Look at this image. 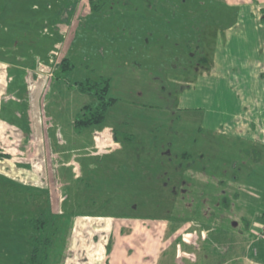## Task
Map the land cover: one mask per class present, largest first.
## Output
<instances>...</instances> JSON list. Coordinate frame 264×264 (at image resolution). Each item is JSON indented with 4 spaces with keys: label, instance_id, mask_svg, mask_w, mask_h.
I'll return each instance as SVG.
<instances>
[{
    "label": "rangeland",
    "instance_id": "374dc122",
    "mask_svg": "<svg viewBox=\"0 0 264 264\" xmlns=\"http://www.w3.org/2000/svg\"><path fill=\"white\" fill-rule=\"evenodd\" d=\"M96 1H104L99 10L91 9L89 0H63L78 10L73 21L63 18L61 22L72 26L68 33L57 32L58 23L47 16L44 33L40 26V32L28 34L30 40L39 41V49H31V53H40L37 62L47 65L54 74L46 76L44 83L40 81L41 102L35 113L31 97L37 81L26 84L30 98L29 117L25 115L30 124V176L13 175V180L0 177V264H20L29 256L33 231L30 224L20 220L22 210L26 211L19 208L26 201L29 206L24 217L43 213L49 220L41 232L53 238L46 264H101L104 253L114 248L115 238L123 236L120 228L131 224L128 217L136 218L131 220L136 224L135 233L149 234L159 244L161 234L173 233L175 229L171 228H180L185 222H193L200 231L208 228L202 229L196 218L233 220L237 226L229 227L238 231L242 229L241 216L254 223L256 215L261 214L255 235L251 230L246 236L252 239V247L264 250V233L257 236L264 222V143L221 132L214 125L224 108L234 111L240 107L241 117L247 119L250 110L240 103L264 100L257 92L264 89V50L250 49L253 41L244 40L246 26L239 13L244 8L240 6L251 0ZM51 5L50 15L56 8L54 0ZM18 9L23 16L21 20L13 18L17 21L11 24L13 27L39 26L31 1H21ZM255 20L258 25L264 24L260 17ZM237 26L241 32L231 33L235 49L231 56H256L255 63L247 64L250 59L242 58L246 66H240L235 77L234 68L226 72L224 81L217 80L215 65L209 66L202 73L209 76L187 81L188 88L179 96L183 86L179 79L192 75L188 63L196 60L190 53L195 51L196 55V47H203L210 60L219 48L231 43L219 41V33L228 38L230 28ZM52 37L56 42L60 39L59 46L50 44ZM63 57H68L71 64L66 70L60 68ZM103 78L108 79L107 97L115 100L102 123L77 130L74 120L85 104L96 100L80 92L75 83ZM249 90H255V94L250 96ZM257 115L260 117L255 119L263 127L264 110ZM37 121L42 122L43 136L35 134ZM258 125L252 130L250 124L244 125L242 135L250 130L261 135ZM166 140L173 142V152H179L185 141L191 156L184 166L193 162V170L204 172L197 173L201 179L196 176L193 180L191 198H198L206 180L213 185L222 182L216 194L220 195L221 210L216 211L214 206L208 209L201 198L197 200L199 205L195 200L188 208L184 204L189 200L181 199L180 192L174 204L172 199L167 201L172 194L162 185L166 168L159 164L158 156ZM196 153L202 157L194 160ZM233 157L238 167L231 162L228 168ZM224 201L234 211L226 208ZM85 213L88 218L81 219ZM71 214L79 220L76 227ZM166 246L164 242L162 247Z\"/></svg>",
    "mask_w": 264,
    "mask_h": 264
},
{
    "label": "crops",
    "instance_id": "0c3cea01",
    "mask_svg": "<svg viewBox=\"0 0 264 264\" xmlns=\"http://www.w3.org/2000/svg\"><path fill=\"white\" fill-rule=\"evenodd\" d=\"M21 1L24 0H0V153L4 155L0 157V166L5 165V168H0V177H5L7 179H12L13 175L26 179H29L30 176L28 158L31 153L27 146L30 140V124L27 118L29 117L30 111V98L25 92L26 84L28 81L30 83L32 81H37V87H35L34 94L31 97L32 112L35 113L39 110L38 107H40L41 102L40 81L44 83L47 79L46 76H53L54 74V70L52 71L47 65L37 62V59H40V53H31V49H39V41L30 40L28 34L31 32H40V26H43L42 30H44V33L47 16H51L49 18L51 22L53 20L58 23V25H56L57 32L68 33L71 31L72 26H63L61 22L63 18L64 20H69V22L73 21L78 11L76 7L63 3V0H54L56 8L52 11V15H50L49 12H51L52 0H26L31 1L32 12H34V16H37V22L40 20L39 26L30 27L28 24L26 26L19 24L15 28L12 25H15L17 21L13 18L18 17L19 20H21L20 18L23 16V14H21L22 11L18 9ZM47 6L49 8H47ZM240 7H244L239 12L241 22L246 26V31L242 34L244 40L247 41L248 38L253 41V45H250V49L264 50V24L258 25L255 20V17L258 19L260 17L264 23V0L247 1ZM248 7L250 8L248 9ZM47 9H49L48 13ZM27 16L29 17V14H27L26 17ZM237 27L236 29L230 28V35L228 38L224 33H219L217 39L226 43L231 42V33L241 32V27ZM259 30H261L260 33H262V36L259 35ZM4 34L7 37H5ZM57 38L52 37L50 44L55 45L57 43L59 46L61 41L59 39L56 42ZM260 43L263 44L258 45ZM229 45L219 48L217 52L214 53L212 59L215 65L214 74H217V80L219 81L226 80L224 74L227 77L226 72H229L233 68L235 70H232L234 74L232 77L237 76L239 74L237 69H240V66H246V64L243 63L246 61H242V58L250 59V63L247 64H252L256 61L254 59L256 56L250 57L248 54L239 58L235 57L236 54H234V57L231 56V51L234 52L235 49L232 42L229 43ZM227 51H230V53H226ZM36 64L37 67L31 69V67ZM226 65H230L231 67L226 69V67H223ZM259 77L261 78V75H259ZM257 92H261L264 96V89L258 90ZM243 94L248 95V91H243ZM251 94H255V90H249V95L253 96ZM262 101L263 103L250 100L245 105L240 103L243 108H248L250 110L251 115L249 118L247 117V119H245V116L244 119L241 117L240 107L234 111H231L230 107H226L223 111L221 110L220 115L222 116L218 121L214 122V125L219 127L221 132L241 136L246 140H261V142L264 143V124L262 125L263 127L259 126L256 121L257 119H255L260 117L257 115L258 112L264 110V100ZM227 110H230L229 114H227ZM247 124L251 125V130L256 128L254 126L257 124L258 127H261L262 134L257 135L250 130V132H245L246 134L244 133L245 135H242L243 126ZM32 128L34 129V127ZM35 131L36 135L43 136L42 122H36ZM231 162L235 168L238 167V160L235 157H233L229 163ZM196 176L200 177L198 174ZM20 184L24 188L23 183L20 182ZM27 192H29L28 189ZM27 204L29 206V202L26 201L25 204L23 203L19 207L21 210L25 209L26 211L24 212V210H22L20 214V220L24 223L26 222V217H24V215L28 212L26 208ZM260 215L261 214L256 215V221L254 223L251 222L252 231L250 234L255 235L257 225L261 220V218H259ZM82 218H88V213L82 214L81 219ZM70 219H72V223L76 227L79 223L77 215L74 216L71 214ZM134 219L136 218H126V220L131 223L128 225L129 230L127 224L122 227L123 229L126 228L127 232H123L125 229L122 230V228H120L119 233L120 235L123 234V236L115 238L116 244L114 248L104 253L101 264H264V250H258L252 247V239L246 236L249 232L243 235H237L236 233L230 234L229 232L206 235L205 229L200 231L193 222H185L180 228H171L175 229L173 233H163L165 238L161 234V242L157 244L156 238V240L154 238L151 239L153 236L135 233L136 224L134 225V221H131ZM176 231H180L179 235L174 234ZM229 231L233 232L230 229ZM247 239H249V242H247ZM22 240H24L23 237ZM154 241L156 246L153 247V244H155ZM164 242L169 246H166V248L162 247ZM175 243L176 246L171 248Z\"/></svg>",
    "mask_w": 264,
    "mask_h": 264
},
{
    "label": "flooded vegetation",
    "instance_id": "af4514ba",
    "mask_svg": "<svg viewBox=\"0 0 264 264\" xmlns=\"http://www.w3.org/2000/svg\"><path fill=\"white\" fill-rule=\"evenodd\" d=\"M198 49V52L196 55H194L193 53H190V56L192 58V56H196L192 59H196L195 62H192L191 60L189 61L188 65H189V70L192 73V75H188L185 74L186 77H183V79H179L180 82H182V87L180 88V95L179 96H183V90L185 87L188 88L190 82L192 79H198V77L200 76V81L209 76V74L205 73L202 74L203 72H205L206 68L208 69L209 66H214L212 59L210 58V60L207 59L206 53H205V48L203 47H196ZM190 81V82H187ZM179 99V97H177ZM181 99V97H180ZM179 99V100H180ZM170 122H174L173 120H171ZM179 122V121H178ZM176 133V132H175ZM183 142V143H182ZM181 143V150L179 152H173V142L166 140V146L164 149H160L158 152V156L160 155V165H163L166 170L163 171L164 175H166V181L163 182V186L165 187V191L168 190L169 194H172V198L169 197L167 198V201L171 200L173 201L174 204V197L177 195V192L181 193V199H187L191 202L188 201V203L184 204L187 205L188 208H190L194 201L197 203V200L201 198V203L202 204H208L209 206L207 207L208 209L210 208V206H214L216 211L221 210L220 207V203H221V199H219L218 197L220 196H216V194L218 192H220L221 190L218 189V186H220V184H222V182L220 181H216L215 184L213 185V183L211 181H207L201 185L203 186L202 190L200 192H198V198H191L190 194L193 193V190L191 187H193L192 182L193 180H196V174L197 173H202V172H197L196 170L192 169V164L193 162L190 163H185L187 166H184V161H189L190 156H191V151L186 148L185 145V141H182ZM200 157H202V155L200 156L199 154L196 153L195 155V159L197 160ZM230 163L227 165L229 168ZM204 170V169H203ZM202 170V171H203ZM170 171V173H169ZM223 172V171H222ZM222 172H220V175L222 174ZM204 173V172H203ZM202 173V174H203ZM211 176L213 178H215L217 175H212ZM159 176H157L158 178ZM201 179V177L199 178ZM233 180V178H231ZM198 180V179H197ZM168 182H170V187L168 188ZM177 184H180V188L177 190ZM199 190V189H197ZM235 195V194H234ZM236 196V195H235ZM186 201L184 200V203ZM200 203V206H202V204ZM225 207L229 208L228 206V201H224ZM197 205H199L197 203ZM202 208V207H200ZM204 208V207H203ZM136 210V209H135ZM230 211H234V209L229 208ZM204 215L206 214L205 211L203 213ZM241 216V215H240ZM243 216L240 217V221H242V229L239 228L238 231L236 230H232L233 232L229 231L230 227L232 226L235 228V226H237V223L227 220L226 219L224 221H218V220H213L211 218H207V217H201V218H196L198 220H200L199 225L201 226V228L203 229V227L208 226L206 230V235H210L211 233H223V232H229L230 234H237V235H243L247 232L251 231V222L250 221H246L247 219L242 218ZM226 224H229L228 226ZM231 230V229H230ZM214 231V232H213ZM215 247V246H214Z\"/></svg>",
    "mask_w": 264,
    "mask_h": 264
},
{
    "label": "trees",
    "instance_id": "16d2710c",
    "mask_svg": "<svg viewBox=\"0 0 264 264\" xmlns=\"http://www.w3.org/2000/svg\"><path fill=\"white\" fill-rule=\"evenodd\" d=\"M89 1H91L90 8L94 10H99L104 3V1ZM60 63L62 70H66L71 66L68 57H63ZM75 84L80 92L89 93L96 100L94 104L88 103L83 106L80 116L74 120L75 128L80 130L102 123L105 119L107 109L115 100L112 97H107L108 79L103 78L99 81L85 79L84 81H77ZM2 156L4 155L0 153V157ZM38 214V216L35 215L36 217L30 216V218H25V221L30 224L33 231L29 240L32 247L28 250L30 253L27 259L20 262V264H46L48 261L49 253L47 249L52 244L53 238L49 236L44 237L43 233H41L43 232V228H46L49 220L43 216V213Z\"/></svg>",
    "mask_w": 264,
    "mask_h": 264
},
{
    "label": "built area",
    "instance_id": "2783aa9c",
    "mask_svg": "<svg viewBox=\"0 0 264 264\" xmlns=\"http://www.w3.org/2000/svg\"><path fill=\"white\" fill-rule=\"evenodd\" d=\"M260 226H261L260 228L261 230L257 232L258 237H261L263 235L262 233H264V222H262Z\"/></svg>",
    "mask_w": 264,
    "mask_h": 264
}]
</instances>
